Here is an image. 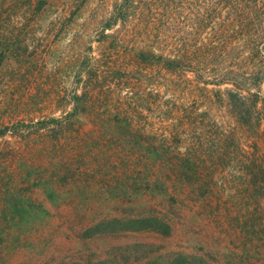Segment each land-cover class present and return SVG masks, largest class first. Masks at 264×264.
Returning <instances> with one entry per match:
<instances>
[{
	"label": "rangeland",
	"instance_id": "rangeland-1",
	"mask_svg": "<svg viewBox=\"0 0 264 264\" xmlns=\"http://www.w3.org/2000/svg\"><path fill=\"white\" fill-rule=\"evenodd\" d=\"M0 14V264H89L119 251L123 264H174L177 253L264 264V111L250 132L233 86L219 83L236 64L204 58L220 0H7ZM251 86L264 97V78ZM52 118L62 122L35 125ZM156 146L198 154L194 186L166 170V192L152 195ZM154 214L170 234L83 235Z\"/></svg>",
	"mask_w": 264,
	"mask_h": 264
},
{
	"label": "trees",
	"instance_id": "trees-1",
	"mask_svg": "<svg viewBox=\"0 0 264 264\" xmlns=\"http://www.w3.org/2000/svg\"><path fill=\"white\" fill-rule=\"evenodd\" d=\"M5 1L7 0H0V6ZM21 1L23 0H10L14 5H18ZM122 1L125 3L127 0ZM37 2L43 5L45 0H37ZM220 3L221 7L224 8L225 15L221 16L215 25H211L210 22L205 25L211 32L205 36L206 42L204 43L203 52L206 53L204 58L206 57L205 60L217 61L218 63L229 60L230 64H236L237 67L234 70L230 68L228 73H225L229 78H223L219 83H230L233 86L227 91L234 114L238 121L250 132L258 133L260 126L259 116L261 111H264V97L260 96L259 90L252 91L251 85H255L257 89H260V83L264 78V0H220ZM140 57L147 61L145 55L142 54ZM153 57L156 61H164L163 63L168 68L179 65L178 59H166L157 55ZM244 69L247 74L242 72ZM260 101L262 102V110L257 108ZM61 122L60 119L52 118L45 122L38 121L35 125L44 127L51 124L59 125ZM21 126L29 127V125H16L14 128ZM8 130V127H4L0 130V135H4ZM146 153L149 156L147 158H150L154 163L152 169L153 186L150 190L152 195L160 194L158 192L160 189V191L166 192L163 187L162 177L166 178L165 174L167 171L174 181L177 184L180 183V185L185 182L194 186V181H198L199 175H201L202 168L196 160L198 154L188 153L183 155L179 152L164 149L162 146H156ZM142 171H138V175H141ZM145 176L146 178L139 177V179L142 183L147 181L150 184V179H148L147 175ZM130 230L151 231L161 235H168L171 231V225L164 218L155 214L135 218H112L100 220L87 228L83 235L92 236L100 231L108 234H117ZM143 245L136 244L134 246L141 247ZM126 249L129 250V248ZM121 252H114L111 258H108L109 260L102 259L94 262L88 260L89 262L87 263L123 264L124 254L118 255ZM174 260V264H208L203 257L186 253H177Z\"/></svg>",
	"mask_w": 264,
	"mask_h": 264
}]
</instances>
